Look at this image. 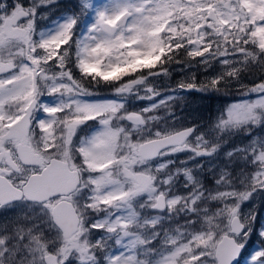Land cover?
Wrapping results in <instances>:
<instances>
[{"label": "snow or ice", "instance_id": "1", "mask_svg": "<svg viewBox=\"0 0 264 264\" xmlns=\"http://www.w3.org/2000/svg\"><path fill=\"white\" fill-rule=\"evenodd\" d=\"M52 3L0 0V210L33 207L46 220L0 223V264H264V218L258 204L241 210L264 191V138L226 153L250 168L222 166L214 188L196 174L202 163L188 166L214 157L224 134L264 125V0H108L86 34L74 13L37 38V9ZM185 58L222 70L165 95L151 78ZM101 84L117 98L88 99ZM232 88L247 99L208 131L177 123L180 92ZM130 99L154 102L133 111Z\"/></svg>", "mask_w": 264, "mask_h": 264}, {"label": "rangeland", "instance_id": "2", "mask_svg": "<svg viewBox=\"0 0 264 264\" xmlns=\"http://www.w3.org/2000/svg\"><path fill=\"white\" fill-rule=\"evenodd\" d=\"M28 2V0H26ZM66 1V0H64ZM73 2L78 4L80 2V0H68V4L70 5L71 3L69 2ZM91 7L88 8L86 10V12H84L83 14H81V9L79 8L78 11L80 10V14H78L79 17V23L77 24V28H76V35L77 36H81L86 34L88 28L94 23L95 20V12L98 11L99 9H101L102 7H105L108 3V0H89ZM59 3L62 4V2L60 0H56V3H52L46 6H40L37 9L36 12V30L39 32L40 34L38 35L37 38H42L44 36L49 35L51 32L56 30V25H58L61 21L65 20L66 18H68V16L74 14L73 12H57L60 11L61 8H59ZM42 15H45V18H42ZM80 15V16H79ZM86 15V17H85ZM39 20H41L42 23L39 22ZM43 20V21H42ZM40 27V28H39ZM217 67V66H221L218 62L212 63V65L210 67ZM207 69L209 67H206ZM181 71V75L178 81L182 80V79H187L190 75L195 74L194 69H190V68H179L177 71ZM171 76L172 72H171ZM172 77H153L151 78L153 81H155V86L161 90L162 93H164L165 95H167V92L171 91L174 86H175V82L173 83L174 80L171 79ZM177 81V82H178ZM111 89L109 90H105L103 93H99L101 96L104 95V98H99V99H116L117 97L113 96L111 93ZM202 91H196V90H192V91H182L179 93V97L174 105L173 111L177 117V123L178 124H182V125H186L188 123H192L195 120H197L198 118H200L201 120L205 121V119H209L210 114L209 111L207 110V108L210 110L211 106V99L210 97L212 96V94L214 92L217 93V91H208L205 92L208 99L205 102V106L202 109L200 100L197 98V96L199 95V93H201ZM92 97H88V99H91ZM227 98L226 101H224L222 103V105L219 106V111L217 113V116L229 105H232L236 102H239L241 100L247 99L246 97H242V96H238L237 98H229V97H225ZM44 101H46L47 103H53V100L51 97H43L42 98ZM157 99H160L159 97ZM154 101H145V100H141V101H136L134 99H130L128 102V107L130 110L133 111H138L140 108L146 106L149 103H153ZM205 113V114H204ZM158 114L163 115V110H161ZM41 115H43V113H41ZM216 116V117H217ZM214 123V122H213ZM212 123V124H213ZM204 124V123H201ZM209 124L208 126H206L204 129L201 130V132H206L208 131L209 127L212 125ZM202 126V125H201ZM97 127L96 122L92 125L89 123V128H88V133L86 134V130L82 131L81 129V135L86 136L91 134V131ZM86 128V127H85ZM200 131V130H199ZM257 137H261L264 138V125L259 126V127H252L251 132H246L244 128H241L239 130H234L232 133H226L224 134L221 139L226 141L225 143H223L221 145V147L218 150V153L215 154L214 157H198L194 160H191L188 162V166L192 167L194 165L197 164H203V171H197V175L200 176V178L202 179L203 183L205 184L206 187L208 188H214L215 185V179H214V173L219 172L220 168L222 166H226L229 167L230 170L232 171V174L234 176L238 177V174L240 172V170L242 168L245 167H249L250 166H246L245 163L243 161H239L236 160L234 163H232L231 165L227 164V157L225 156L226 153H228L229 151L235 149L236 147H242L243 145H246L250 142H252L255 138ZM191 155L190 153L184 152V153H180L177 154V156L175 157V159L177 161L179 160H186V157ZM216 157V160H214L213 158ZM209 169H211V171H209ZM245 171H248V169L246 168ZM183 184H184V177L181 176L180 181L178 182V188L177 191L180 194H183L185 191H187V189L183 188ZM237 187L240 188L242 187V185L237 184ZM262 191L258 192V193H253L252 198L249 201H246L243 205H242V211H246L248 209H251L254 204L256 203V201H259V198L261 197ZM263 198V197H261ZM30 211L35 212L36 215H31L28 216V214H26L25 217V224H26V229H29V226H37V225H41L44 224L46 222L44 216H43V210L42 209H37V208H33ZM28 211H26L27 213ZM261 215V216H260ZM36 216V217H35ZM264 218V211L260 214H258L257 219L260 220ZM185 219V217L183 215L180 216L179 221L177 222H172V227H175L177 223L179 224H183V220ZM256 248V244L255 241L252 243L250 252L247 254L248 256H250L252 254V252L255 250ZM246 256V255H245Z\"/></svg>", "mask_w": 264, "mask_h": 264}, {"label": "trees", "instance_id": "3", "mask_svg": "<svg viewBox=\"0 0 264 264\" xmlns=\"http://www.w3.org/2000/svg\"><path fill=\"white\" fill-rule=\"evenodd\" d=\"M60 1L62 2V4L59 3V5H58L59 8H65V10H70L77 15L80 14V10L78 11L79 8L75 7L76 3H73L70 1L69 3H71V4L69 5L68 0H66V1L60 0ZM8 2L12 3L13 0H8ZM25 3H27L26 0H25ZM85 17H86V15H85ZM39 22L42 23L41 20H39ZM185 59L188 60L189 63H187V64H173L170 66L169 70H170V72H172V75H173V76H171L172 77L171 79L174 80L173 83L174 82L176 83L180 78L182 69L180 71H177L179 68H184V69H186V68L192 69L193 68L195 71L194 75H195L198 82L199 81H205L208 78L214 76L216 73H218L219 71L222 70V66H217V67L212 66V67H209L207 69L206 66H204L203 64H197L196 60H192L190 58H185ZM196 59H199V58H196ZM212 63H215V62H212ZM250 78L248 77V75H245L244 81L246 83H249V82H251ZM125 79H127V78H125ZM240 93H241V90H238L236 88L229 89L226 92H217V93L214 92L212 94V96L210 97L212 107L210 108V110L208 109L211 118L214 116V110H216L218 113L219 106L222 105V103L227 100V98H225V97H229L231 99L232 98L234 99V98H237L239 95L241 96ZM197 98L200 100V103H201V106L203 109V107L205 106V102L208 99L206 93L205 92L199 93ZM216 111H215V113H216ZM260 196L263 198L260 197L259 201H256V203L254 204V205L258 204L257 205L258 206V214L259 213L261 214L264 211V191L261 192ZM253 242H254V240L249 242L251 246H252ZM250 249H251V247L250 248L246 247V252L244 254L247 255L250 252Z\"/></svg>", "mask_w": 264, "mask_h": 264}, {"label": "flooded vegetation", "instance_id": "4", "mask_svg": "<svg viewBox=\"0 0 264 264\" xmlns=\"http://www.w3.org/2000/svg\"><path fill=\"white\" fill-rule=\"evenodd\" d=\"M60 11H63V10H60ZM42 18H45V15H42ZM39 34H40V32L38 30L37 31V37H38ZM74 72H75V74L77 76H79L78 70H74ZM112 87H113V85H103V84H101L100 87H99V91L101 93H103L105 90H109ZM104 97H105L104 95L98 96V97H92L91 100H95V99H99V98H104ZM207 110H208V108H207ZM215 111L216 110H214V116L212 118L210 116L209 119H205V121H203L200 118H198L194 122L188 123L185 126H191L193 124H196V125H199V129L198 130L201 131L206 126H208L209 124H212L215 121L216 116H217V111H216V113H215ZM89 123L93 125L95 123V121H90V122H88V124H86V125L83 126L82 131H84L85 129H87L86 130V134L89 132L88 131ZM201 123H204V124H201ZM78 135H81V133H78ZM213 159L216 160V157L213 158ZM31 209H33V207L24 208L22 206H17L15 209L0 210V223L8 222V225H9V228L10 229L13 226L17 225V224L20 225V227H21L22 230L23 229H26V224H25L26 214H28V216H31L32 214L33 215H36L35 212L30 211ZM26 211H28V212L26 213Z\"/></svg>", "mask_w": 264, "mask_h": 264}, {"label": "water", "instance_id": "5", "mask_svg": "<svg viewBox=\"0 0 264 264\" xmlns=\"http://www.w3.org/2000/svg\"><path fill=\"white\" fill-rule=\"evenodd\" d=\"M243 254V252L241 253V255Z\"/></svg>", "mask_w": 264, "mask_h": 264}]
</instances>
